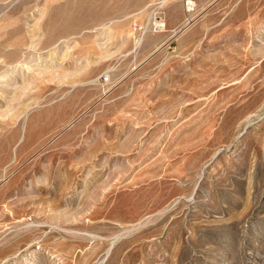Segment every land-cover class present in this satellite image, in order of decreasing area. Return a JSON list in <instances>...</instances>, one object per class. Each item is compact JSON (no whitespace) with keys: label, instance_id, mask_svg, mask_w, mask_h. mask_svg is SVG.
I'll use <instances>...</instances> for the list:
<instances>
[{"label":"rangeland","instance_id":"rangeland-1","mask_svg":"<svg viewBox=\"0 0 264 264\" xmlns=\"http://www.w3.org/2000/svg\"><path fill=\"white\" fill-rule=\"evenodd\" d=\"M0 264H264V0H0Z\"/></svg>","mask_w":264,"mask_h":264}]
</instances>
